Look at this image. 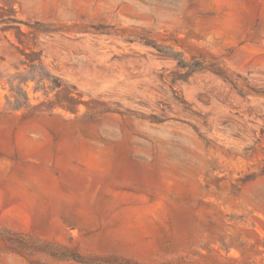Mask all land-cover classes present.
I'll return each mask as SVG.
<instances>
[{
  "label": "rangeland",
  "instance_id": "rangeland-1",
  "mask_svg": "<svg viewBox=\"0 0 264 264\" xmlns=\"http://www.w3.org/2000/svg\"><path fill=\"white\" fill-rule=\"evenodd\" d=\"M0 264H264V0H0Z\"/></svg>",
  "mask_w": 264,
  "mask_h": 264
},
{
  "label": "trees",
  "instance_id": "trees-1",
  "mask_svg": "<svg viewBox=\"0 0 264 264\" xmlns=\"http://www.w3.org/2000/svg\"><path fill=\"white\" fill-rule=\"evenodd\" d=\"M182 63H184V62H182ZM182 67L189 68L192 72L201 71V70H205L206 69L202 65L198 66V64L195 63V62L193 64H185L184 63V66H182Z\"/></svg>",
  "mask_w": 264,
  "mask_h": 264
}]
</instances>
